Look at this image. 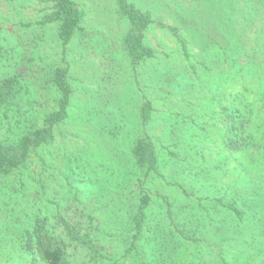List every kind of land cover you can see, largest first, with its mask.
<instances>
[{
  "label": "rangeland",
  "instance_id": "374dc122",
  "mask_svg": "<svg viewBox=\"0 0 264 264\" xmlns=\"http://www.w3.org/2000/svg\"><path fill=\"white\" fill-rule=\"evenodd\" d=\"M74 1L81 21L63 45L57 22L43 23L47 0H0V78L16 76L21 91L12 110L0 113V139L11 143L55 112L54 69L66 70L71 88L69 117L24 166L1 179L0 264L30 262L23 246L34 217L65 242L67 264H225L221 246L228 251L235 230L222 205L229 204V184L242 180L236 188L247 194L246 210L264 220V112L258 131L236 136L242 146L233 150L225 115L198 96L210 97L212 44L232 37L233 9L243 2L126 0L151 20L142 42L129 46L134 25L119 0ZM258 1L249 29L261 32L260 47L250 44L251 35L245 58L223 70L253 72L246 66L252 62L264 80V0ZM141 47L150 55L134 62ZM173 77L184 86L167 95ZM227 82L233 97L250 80L230 73ZM139 138L154 147L152 168L133 157ZM241 229L254 238L250 252L264 250L261 227Z\"/></svg>",
  "mask_w": 264,
  "mask_h": 264
},
{
  "label": "trees",
  "instance_id": "16d2710c",
  "mask_svg": "<svg viewBox=\"0 0 264 264\" xmlns=\"http://www.w3.org/2000/svg\"><path fill=\"white\" fill-rule=\"evenodd\" d=\"M119 1L124 9L123 13L134 25L128 34V45L132 46L137 42L141 43L144 36V30L151 21L149 15L144 12H139L134 6L128 4L126 0ZM241 1L243 2L242 6H240L239 9L237 6L235 7L236 9H233V11L238 10V14L234 15L233 18V33L232 37L230 36L228 39L231 40V42L228 44L227 40L225 43L212 44L214 47L213 51L217 54V59L214 61L217 67H214L216 68V71L212 72L214 80L213 86L212 88H209L208 92L210 97L198 96L199 101L205 98V102L215 103V110H217L215 113H218L217 116L225 115L226 123L223 124L224 134L227 133L229 141L228 146L229 148L232 147L233 150H237L240 145L242 146V140H239V137L236 136L246 135L248 130V132L251 133L250 135H253L258 131L261 126L260 120L258 121V119H260L261 111L264 112V80L262 79L263 74L258 72V68L255 65H252V62H247V68L251 69L253 72H224L229 70H223L227 65L233 66V69H236L238 64H236V62L245 58L248 54L247 51H249L247 50L248 38L251 35H253V42L250 44L256 43L255 45L253 44V46L257 45V47H260L256 41L259 38H262L261 32L256 30L254 33H250L249 29V27L254 24L255 17L258 13V7L256 4L260 3L258 0ZM47 2L51 4L50 12L47 13V18L43 20V23H46L47 21L57 22V37L63 45H66L70 41L74 30L79 27L81 21L80 10L74 0H47ZM245 12H248V15L245 14ZM184 44L185 42L181 41L182 47H184ZM208 47H210V45ZM141 49L142 50L138 53V58H135L134 62L136 59L141 60L147 55H150L149 50H146V48L143 47H141ZM254 50H256V47ZM206 67L209 69L208 66ZM19 71L22 72L21 69H19ZM54 72V86L60 92V98L55 112L46 116L42 126L26 133L25 131H22L19 133L16 140L11 143H6L0 139V183L1 179L8 177L12 170L24 166L28 162L30 153L53 137L52 131L54 126L60 124L63 120L69 117L68 107L71 88L65 80L66 70L58 67L54 69ZM230 73L232 78H244L247 82L248 77V80H250L249 85L245 87L244 90L235 92L233 97H230L233 90H227L228 87L226 88L225 85L228 83V75H230ZM173 78V84L170 86L167 95L181 93V90L183 89L185 80L181 81L182 79L180 80L176 77ZM246 82L242 83L243 86H246ZM190 83H192V81ZM19 84L20 80H18L16 76L11 75L0 78V113L5 114L9 110H12L10 103L14 101L15 97L21 92ZM249 90L250 92L247 93ZM146 102L147 103H144V106L142 107V111L145 110L144 107L146 104L149 105V107L151 105L149 100ZM147 110H149V108H147ZM145 118L146 117L144 116L143 119ZM1 122L2 119L0 120V125H3ZM248 127L252 128L249 129ZM143 139L139 138L137 140V143L132 150V153L134 154L133 157L136 159L137 163H141L142 165L147 164L148 167L152 168L156 163L155 150L146 138ZM241 181L242 180H236L233 182V187L229 184V187L232 188L231 191L228 192L230 197L229 204H226L228 201L225 202V204H222L223 209H227L228 213L232 214L229 222L233 221L235 230L233 236H228L230 238L234 237L231 238L230 244L227 242L229 248L228 251L225 250L224 246H221V250L225 254L232 252V258L230 257L227 259L228 255L225 256V254L221 255L220 258L225 264H264V258L262 257V255H264V250H262V248L259 251L256 250L257 252H261L259 256L255 254L257 253L256 251L250 252L249 250L253 247L251 243L254 238L248 232L244 233L246 230L241 229V225L247 227L258 226L261 227V230L264 232V220L261 222L258 215L259 212L252 214L246 210L247 206L245 197L247 194H241L239 188H236L239 185L241 186ZM141 200L143 203H147L146 196H143ZM239 201L240 204L237 203ZM9 225L10 223L7 225L5 224L6 227H9ZM237 226H239L240 229H238ZM25 238L26 240L23 249H25L27 254L31 257L30 262L25 264H67L65 242L57 239V235L43 218H32V222L29 228H27ZM165 238H163V240L167 239ZM225 238L227 237H221V243ZM145 244L149 246L150 242H145L144 245ZM239 247H241V249H239ZM172 254L173 252H169L167 256Z\"/></svg>",
  "mask_w": 264,
  "mask_h": 264
}]
</instances>
